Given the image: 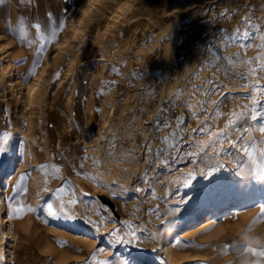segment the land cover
<instances>
[{"label":"rangeland","instance_id":"obj_1","mask_svg":"<svg viewBox=\"0 0 264 264\" xmlns=\"http://www.w3.org/2000/svg\"><path fill=\"white\" fill-rule=\"evenodd\" d=\"M209 1L0 0V42L23 61L17 81L29 83L19 100L0 72V133L9 135L0 182L17 172L9 197L20 175L30 173L27 192L11 209H33L13 218L11 264H147L157 254L166 257L164 248L180 231L175 223L198 206L230 198L232 204L218 213L219 227L228 228L182 239L170 264H264V256L248 251L264 249V181L245 177L251 159L221 150L235 153L239 144L232 147L220 136L213 152L216 137L207 134L223 130L235 143L231 114L253 100L264 111V93L257 90L264 72H252L257 56L264 66V0ZM247 16L259 32L237 39L251 47H210L222 34L246 27L241 21ZM21 17L30 44L9 34ZM49 22H66V28L29 75ZM239 53L241 61L235 59ZM217 110L221 115L214 116ZM157 119L168 127L158 132ZM249 123L247 139L263 141L264 133ZM202 144L208 147L201 150ZM218 164L223 167L215 170ZM41 165L47 169L34 171ZM180 201V212L168 215ZM88 230L98 236L85 245L78 236Z\"/></svg>","mask_w":264,"mask_h":264},{"label":"snow or ice","instance_id":"obj_2","mask_svg":"<svg viewBox=\"0 0 264 264\" xmlns=\"http://www.w3.org/2000/svg\"><path fill=\"white\" fill-rule=\"evenodd\" d=\"M18 2H22V0H18ZM28 4H31V0H27ZM89 3H96V0H89ZM34 7L38 8V4H36ZM264 11V9H261ZM87 11L85 12V15H87ZM51 16V13L46 12L45 13V19L47 20L48 17ZM252 17L247 16L245 17L241 23L242 25H246L244 28H237L233 34H227L224 33L220 37L217 38V43L210 45L213 49H219V48H227L232 46L237 47H244L249 48L251 45L249 44H243L241 45L238 42V37H243L245 39L252 38V32L255 30L256 32H259V25H253L251 23ZM32 27L34 29L40 30L42 28V25L37 22H33ZM66 28V22H62L59 25H53L51 22L47 25V33H46V41L44 44L40 45L39 52L37 54V58L33 62V69L29 73V75H35V69L40 65L41 63V57L43 55V52L45 48L48 46V44L51 43H57L58 42V34L63 32ZM9 34H12L16 36L21 41L22 45L30 44V41H27L26 39V26L24 22V17L20 18V23L15 29H9ZM262 39V46H264V36L261 37ZM234 59V57L232 58ZM260 57H256V67L252 69L253 74H257L259 72H264V66L260 65L258 63ZM23 61H20L18 63H22ZM245 63H253V61H246ZM114 70V69H113ZM243 79L247 80V77H242ZM257 90L261 93H264V86H257ZM223 89H219L218 92H222ZM226 95V93H225ZM247 98H251V94ZM257 104V101L253 100L252 105H245L244 111L237 114L236 112H233L229 118L228 124L234 125V130L237 132V135L239 136V140H237L235 143L232 142V140L227 136L226 133L221 130L220 132L211 131L207 134L210 137H216V139L211 141L212 144V151L216 152L217 149L215 145L220 144V136L224 137V141L226 143L232 144V147H236L237 144H239V148L237 149V152L233 153L231 151L221 149L222 151H225L227 155L229 156H241L242 158H249L251 159L252 165L251 168L247 173H245V177L252 179V180H258V181H264V148H258L257 145L259 143H264V141H257L255 137L252 138V140L246 139L249 131L252 129L253 124H250L249 121L253 122L259 132L264 133V124H260L261 120H264V111H260L258 108H254V106ZM249 108H253V110L249 111ZM214 116L221 115L219 111L213 113ZM205 119H208V117H205ZM242 121V123H241ZM154 124L157 125V131H161L163 127H168V124H164L163 126H159V119L154 121ZM193 131H204V128L201 129H194ZM169 140V137H165L161 140L162 144H167ZM255 141V143L253 142ZM8 144H9V135L6 133H0V155H7L8 152ZM207 144L201 145V150L204 148H207ZM148 151H151V148L149 147ZM160 155H163V152H159ZM207 152H204V155H207ZM166 161H161V163H165ZM4 161L0 160V167H3ZM221 167H223L222 164L216 165L215 170H219ZM47 169V165H41L39 171H45ZM191 176V173H189V178ZM30 177V173H24L20 175L19 180L16 185L13 186V192L14 194L12 196L7 197V201L9 202V205L11 207V203L15 201L16 196L19 195L21 192L26 193L27 192V180ZM188 180H185V184H187ZM63 189H61L62 191ZM137 192L141 191V189H136ZM71 203V202H70ZM183 203V201L177 202L176 206L171 209L168 213V215L175 216L180 212V204ZM261 207V219H264V204L260 205ZM60 208L64 209V204L61 202ZM47 209L50 215L56 216V212L53 211V206L51 204L47 205ZM21 211L30 212L33 211V209L29 206L27 209H22L20 207L12 208L11 212L13 215V218H19V213ZM66 214V209H64ZM71 219H75V217H69ZM135 235V231L133 230V237ZM155 238V237H150ZM128 243H131V240L127 241ZM176 244L181 243L180 241H176ZM225 248L228 247V245L224 246ZM97 251H103V249H97ZM248 251H251L254 255H260L264 256V249L257 252L254 248H249ZM92 261L96 260V257L93 255L91 257ZM85 264H89L88 261L85 262ZM97 264H111V262H97ZM119 264V262H117ZM126 264V262H125ZM167 264V262H165Z\"/></svg>","mask_w":264,"mask_h":264},{"label":"bare ground","instance_id":"obj_3","mask_svg":"<svg viewBox=\"0 0 264 264\" xmlns=\"http://www.w3.org/2000/svg\"><path fill=\"white\" fill-rule=\"evenodd\" d=\"M209 2L215 3L217 2V0H212ZM167 31L168 30L166 28L163 31L157 33L158 38L160 39L163 36H166ZM13 53H14L13 50L10 51L8 47H6L3 43L0 42V72L6 74L5 77H6L7 87L13 90V93H16L19 100H23L25 98V95H23L24 91L29 87V83L27 81H25L24 83H20L21 81L20 82L17 81L18 73L21 69V64L18 62H20L21 60H18V59L15 60L12 55ZM243 56L244 55L242 53L236 54L235 59L241 61L239 58ZM243 96L244 95H239L238 97L242 98ZM231 132H236V131L232 129ZM250 133H252V131H250L248 135ZM16 176H17V172L11 173L5 176L2 182H0L2 183L0 185V249H1L0 264H11L12 263V255H13V250H12L13 243L12 242L15 240L14 239L15 235L11 229V224L13 222V215L11 212V207L9 205V202L6 199L7 198L6 195L8 194L9 187L16 180L15 179ZM108 183L110 185V182ZM4 199L5 201H3ZM233 200L234 198H230L224 201L218 200V201H215V203L210 206H204V205L198 206L194 214L190 216L187 220L182 221L180 223L179 222L175 223L174 226H178V230L180 231L177 236L172 237V241H170V243L166 245V247L164 248V252H166L167 254L166 257L164 258L157 254L154 256L153 260L147 261V264H165V262H167V264L173 263V261H175V259L178 258V250L180 248L179 247L180 243L176 244L175 243L176 241L181 242L182 239L184 240L185 238H188L190 236H193V235L199 236L201 234H205L213 228H217L218 230L226 226V229H227L228 224L227 225L224 224L222 225V227H219L220 220L218 218V213L221 210L228 207L230 204H232ZM107 213L109 216L113 217V214L111 211L108 210ZM232 213L236 216L242 214V212L239 210H233ZM97 236L98 234L96 232L88 230L84 232L82 235L78 236V239L81 243L87 245V244L92 243L95 237ZM214 236H216V234ZM137 263L138 261L136 259H132L131 264H137Z\"/></svg>","mask_w":264,"mask_h":264}]
</instances>
